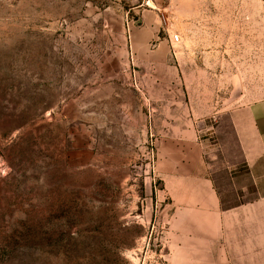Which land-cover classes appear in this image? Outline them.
<instances>
[{"label":"rangeland","instance_id":"1","mask_svg":"<svg viewBox=\"0 0 264 264\" xmlns=\"http://www.w3.org/2000/svg\"><path fill=\"white\" fill-rule=\"evenodd\" d=\"M169 2L0 0V264H162L179 233L161 176Z\"/></svg>","mask_w":264,"mask_h":264},{"label":"crops","instance_id":"2","mask_svg":"<svg viewBox=\"0 0 264 264\" xmlns=\"http://www.w3.org/2000/svg\"><path fill=\"white\" fill-rule=\"evenodd\" d=\"M166 9L177 19L179 105L162 111L161 176L179 233L162 264H264V0H170ZM147 49L133 44L137 57ZM243 50L259 52L236 57ZM156 54L139 63L153 69ZM226 188L236 194L229 203Z\"/></svg>","mask_w":264,"mask_h":264},{"label":"built area","instance_id":"3","mask_svg":"<svg viewBox=\"0 0 264 264\" xmlns=\"http://www.w3.org/2000/svg\"><path fill=\"white\" fill-rule=\"evenodd\" d=\"M179 41V35L175 34L173 35V42H178Z\"/></svg>","mask_w":264,"mask_h":264}]
</instances>
